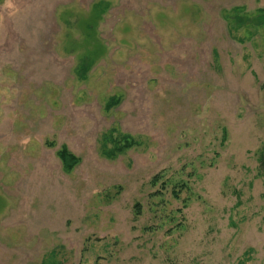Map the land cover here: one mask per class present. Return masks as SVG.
Returning a JSON list of instances; mask_svg holds the SVG:
<instances>
[{
	"label": "rangeland",
	"instance_id": "1",
	"mask_svg": "<svg viewBox=\"0 0 264 264\" xmlns=\"http://www.w3.org/2000/svg\"><path fill=\"white\" fill-rule=\"evenodd\" d=\"M259 9L0 0V264H264Z\"/></svg>",
	"mask_w": 264,
	"mask_h": 264
},
{
	"label": "trees",
	"instance_id": "2",
	"mask_svg": "<svg viewBox=\"0 0 264 264\" xmlns=\"http://www.w3.org/2000/svg\"><path fill=\"white\" fill-rule=\"evenodd\" d=\"M258 17H256L257 22H260L261 25H264V9H259L258 10ZM238 20H241L240 18H238ZM83 71L86 70L85 66L82 67ZM119 104L118 100H114L112 99L108 104H107V110H110L111 108L117 106ZM58 158L61 161L62 167L66 170V171H71L77 164L76 159L69 154L66 150L62 149L59 153H58ZM157 178H154L151 182V184L155 185L157 182ZM136 210V215L139 216L140 214V205H136L135 207Z\"/></svg>",
	"mask_w": 264,
	"mask_h": 264
}]
</instances>
